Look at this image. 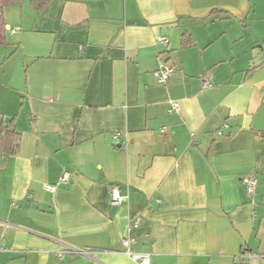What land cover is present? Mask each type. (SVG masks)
<instances>
[{
  "label": "crops",
  "instance_id": "0c3cea01",
  "mask_svg": "<svg viewBox=\"0 0 264 264\" xmlns=\"http://www.w3.org/2000/svg\"><path fill=\"white\" fill-rule=\"evenodd\" d=\"M5 21L0 264H264V0H21Z\"/></svg>",
  "mask_w": 264,
  "mask_h": 264
},
{
  "label": "built area",
  "instance_id": "2783aa9c",
  "mask_svg": "<svg viewBox=\"0 0 264 264\" xmlns=\"http://www.w3.org/2000/svg\"><path fill=\"white\" fill-rule=\"evenodd\" d=\"M158 44L161 45H169V40L166 37L160 36L157 39ZM176 73V68L171 65H167L166 63H161L160 68L154 72V76L159 79L161 82H167L172 75ZM211 86L209 80L204 81L203 87L205 89L209 88ZM179 105L177 103L172 104L171 112L178 111ZM162 132H165L163 129ZM119 136V135H118ZM70 180V174L68 172L63 173V175L60 178L61 183H67ZM257 184V179L254 175H250L244 179V185L246 186L247 192L252 195L254 193L255 187ZM46 189L48 191L54 192L56 190V186L47 185ZM110 196H111V205L113 206H120L124 201L125 197L120 194V191L118 187L112 186L110 187ZM135 224H138V221H136ZM130 243V240L126 239L124 241V244L128 246ZM3 250V247H0V251ZM130 255L137 260H140L141 264H148L149 259L146 255H136L132 254Z\"/></svg>",
  "mask_w": 264,
  "mask_h": 264
},
{
  "label": "trees",
  "instance_id": "16d2710c",
  "mask_svg": "<svg viewBox=\"0 0 264 264\" xmlns=\"http://www.w3.org/2000/svg\"><path fill=\"white\" fill-rule=\"evenodd\" d=\"M21 0H0V45H7V34L8 30L6 29V21H5V10L9 6H12ZM50 0H31L32 5L37 10H42ZM0 132H6V137L2 139V144L0 143V150L1 147L5 148V152L9 154H14L17 151L18 141H19V134L14 129H6L5 127H0Z\"/></svg>",
  "mask_w": 264,
  "mask_h": 264
},
{
  "label": "water",
  "instance_id": "95a60500",
  "mask_svg": "<svg viewBox=\"0 0 264 264\" xmlns=\"http://www.w3.org/2000/svg\"><path fill=\"white\" fill-rule=\"evenodd\" d=\"M9 28H10V27L7 25V26H6V29L9 30Z\"/></svg>",
  "mask_w": 264,
  "mask_h": 264
}]
</instances>
